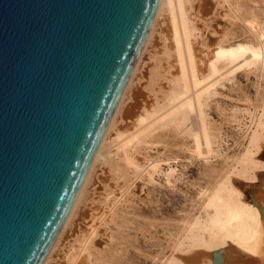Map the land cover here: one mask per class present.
<instances>
[{"label":"water","instance_id":"1","mask_svg":"<svg viewBox=\"0 0 264 264\" xmlns=\"http://www.w3.org/2000/svg\"><path fill=\"white\" fill-rule=\"evenodd\" d=\"M160 3L0 0V264L46 261Z\"/></svg>","mask_w":264,"mask_h":264},{"label":"bare ground","instance_id":"2","mask_svg":"<svg viewBox=\"0 0 264 264\" xmlns=\"http://www.w3.org/2000/svg\"><path fill=\"white\" fill-rule=\"evenodd\" d=\"M223 3L243 22L253 39H228L215 46L206 45L200 28L206 22L203 6L194 7L191 0H161L142 54L71 213L44 264H49L64 241L99 162H110L114 160L112 156L117 157L114 168L122 173L118 175L123 182L116 187L110 186L105 200L92 209L90 223L80 232L67 255L69 264H92V251L97 250L96 241L102 235L101 230L109 227L117 213L126 206L140 180L145 179L155 188L163 186L161 180L169 188L176 187L180 181L176 166L179 161L163 158L154 146L157 134L170 128L175 129L178 135L185 133L191 138L192 146L187 149L191 159L207 164L222 160L229 169L212 188H200L202 213L184 223L183 236L173 242L176 254L166 258L162 264H213L214 253L221 250L223 264H242V261L234 259L235 254H241L244 260H253L252 264H264V162L261 161L264 152V97L261 104L259 99L256 104L251 102L250 109L243 112L245 114L233 110L229 113L230 119L226 112L223 114L230 125L238 127V133L246 130L241 150L235 156L223 152L220 144L224 137L223 127L215 129L206 113L209 102L218 95L217 87L224 81L235 79L243 70L260 72L262 84L258 90L259 95L262 94L264 21L259 15L244 19L231 0H223ZM161 18H164L168 47L174 57L171 90L163 104L138 101L139 94H135V103L126 105L133 80ZM242 116H247L249 123L241 120ZM119 120L123 122L120 126ZM113 132L116 133L114 138ZM250 187H254L250 191L254 197L252 202L242 191Z\"/></svg>","mask_w":264,"mask_h":264},{"label":"rangeland","instance_id":"3","mask_svg":"<svg viewBox=\"0 0 264 264\" xmlns=\"http://www.w3.org/2000/svg\"><path fill=\"white\" fill-rule=\"evenodd\" d=\"M191 1L194 7L197 5L198 8L201 5L206 11V22L200 25L206 45L215 46L228 39H253L243 22L231 12L223 0ZM231 1L244 19L259 15L258 17L264 21V0ZM157 27L133 80L126 105L135 103V94H139L138 101L148 100L151 105L159 101L163 104L166 94L171 90L170 80L175 72L174 57L168 47L164 18H161ZM200 41L202 42V39ZM259 84H262L260 72L243 70L237 73L235 79L224 81L219 85L218 95L208 104L206 113L209 123L215 129L223 127L224 137L220 144L223 152L230 156L240 152L246 130L238 133V127L230 125L226 119H230L229 113L233 110L243 113L250 109L249 104L251 102L256 104L257 99L261 104L264 90L259 95ZM225 112L228 118L224 119ZM240 119L246 123L250 121L247 116H242ZM122 124L123 122L119 120L118 126ZM115 136L116 133L113 132L112 138ZM154 144L163 154V158L179 161L176 166L179 169L180 181L175 188H169L165 181L161 180L163 186L155 188L145 179L140 180L133 188L126 206L117 213L109 227L101 230L102 235L96 241L97 250L92 251V264H162L166 258L176 254L173 251V242L183 236L184 223L202 213L199 200L200 188H212L229 169L222 160H213L207 164L191 159L187 152L192 146L191 138L185 133L178 135L175 129L161 130ZM112 157L114 160L110 162L101 161L97 164L85 199L68 228L64 241L62 240L61 245L54 252L49 264H69L67 255L80 232L90 223L92 209L105 200L104 197L110 191V186L116 187L118 183L123 182L119 176L122 173L114 168L118 158ZM261 161L264 162V152ZM251 189H242L249 202L254 198Z\"/></svg>","mask_w":264,"mask_h":264}]
</instances>
